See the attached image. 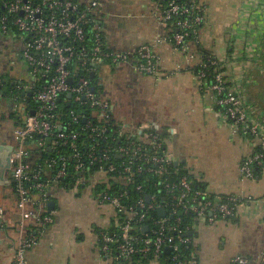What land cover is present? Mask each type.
Here are the masks:
<instances>
[{
	"label": "built area",
	"instance_id": "built-area-1",
	"mask_svg": "<svg viewBox=\"0 0 264 264\" xmlns=\"http://www.w3.org/2000/svg\"><path fill=\"white\" fill-rule=\"evenodd\" d=\"M103 1L83 5L78 0H0V54L9 48V36L22 44L15 56L0 59V101L9 103L14 121L11 163L20 217L11 264H28V250L39 242L42 230L55 223L56 210L49 206L54 200L52 193H75L87 186L95 190L99 205L110 207L116 217V230L107 228L98 233L108 264H131L136 254L150 258L148 264H163L162 253L168 247L172 248V264H200L181 257L182 246L193 244V238L179 224L168 225L166 217L194 214L195 229L200 222L234 215L230 202L258 204L259 200L233 194L228 201H212L208 191L194 187L189 174L175 176L178 171L173 169L176 163L168 140L159 131L144 125L131 132L119 124L113 101L101 89L103 67L131 64L142 74L160 77L164 73L151 43L133 51L108 46L96 16ZM157 1L166 29V35L158 40L170 41L192 57L205 22L202 3ZM250 1L261 9L255 13L264 12V0ZM209 65L217 67L211 82L205 81ZM223 67H227L226 61L212 56L193 70L198 85L207 83L215 104L224 107L219 112L233 133L250 139L253 152L244 158L240 169L244 177L254 179L256 169H264V120L248 107L245 90L231 83ZM9 69L20 76L11 77ZM47 149L53 152L41 154ZM136 175L143 176L144 183H136ZM152 177L161 180L156 186L167 199L164 205L158 203L157 195L145 190L154 187ZM129 189L141 195L133 199ZM146 195H150L149 201ZM160 206L167 211L165 218L154 221L150 232L144 226L147 232L134 236L132 225L144 221ZM3 216L0 206V219ZM250 263V257L240 253L230 261ZM257 264H264V252Z\"/></svg>",
	"mask_w": 264,
	"mask_h": 264
},
{
	"label": "crops",
	"instance_id": "crops-1",
	"mask_svg": "<svg viewBox=\"0 0 264 264\" xmlns=\"http://www.w3.org/2000/svg\"><path fill=\"white\" fill-rule=\"evenodd\" d=\"M78 1L84 5L91 0ZM204 2L208 20L210 3L216 6L217 3L216 0ZM251 3L238 0L233 33L225 42L222 34L205 21L201 28V46L226 61L231 83L245 90L248 107L263 120L264 109L257 110L250 88L244 83L253 66L250 56L257 52L264 36V12L258 14L261 9ZM255 9L258 13L253 15ZM96 16L111 48L133 51L143 43H151L161 59L164 74L160 77L139 73L131 64L112 67L116 79L123 80L129 91L136 87L140 75L145 76L141 80V94L144 100L150 101L146 104L156 119L151 124H140L141 119L137 120L138 125L133 124L119 114L128 104L121 99V104L113 103L116 119L123 129L135 132L139 126L147 125L159 131L167 138L176 165L197 173L210 194L253 196L259 200L258 204L244 201L234 220L219 218L198 224L193 243L200 264H230L231 258L239 253L250 257V264H257L264 252V169H259L254 179L241 173V164L253 152V146L249 138L233 133L216 108L214 93L198 85L193 67L204 60V54L193 46L191 57L170 41L158 40L166 35V29L157 0H104ZM231 46L234 51L230 56ZM0 107L6 110V113L0 110V118H10L14 127L9 103L2 100ZM130 111L129 108V114ZM2 125L0 120V128ZM6 140L0 135V143ZM64 191L53 200L55 223L42 230L39 242L27 252L28 264H108L100 249L98 229L114 227L116 217L112 209L99 205L92 187H82L75 193ZM0 206L4 208V216L0 219V264H11L20 217L17 197L8 176L0 179Z\"/></svg>",
	"mask_w": 264,
	"mask_h": 264
},
{
	"label": "trees",
	"instance_id": "trees-1",
	"mask_svg": "<svg viewBox=\"0 0 264 264\" xmlns=\"http://www.w3.org/2000/svg\"><path fill=\"white\" fill-rule=\"evenodd\" d=\"M178 1H186L188 3H192V1H199L202 3V6H203V13L205 14V21H206V9H205V0H178ZM254 11H253V15H254ZM205 24V22H204ZM203 24V25H204ZM201 35V34H200ZM198 43L195 45L198 47L199 51L202 52L204 54V58H207V57H215L217 55L215 54H212L211 52H209L208 50H206L205 48H202L201 46V36L199 37L198 39ZM233 51H234V48L231 46L229 47L228 49V55H232L233 54ZM252 62H253V66H251V69L248 71V74L246 75V78L244 80V83H246V85L250 88V94L252 96V99L253 101L255 102V106H257V110L259 108H263L264 109V36L262 37L261 39V44H260V47L258 48L257 50V54L252 57L250 59ZM216 68L215 66H212V65H209L206 69V73H207V78L205 79V81L207 80L208 82H211L212 81V78H213V75L216 71ZM224 70H227V67H223ZM207 83L204 84L203 88H207ZM229 84V83H227ZM10 86V85H9ZM261 89V90H259ZM248 102V100H247ZM250 107V106H249ZM216 108L218 111H224V107L223 106H219V105H216ZM260 109V110H261ZM264 120V119H263ZM53 151L51 150H46L44 152H42L41 154L45 153L46 155L47 154H51ZM117 158V156H116ZM119 159V158H117ZM173 169L175 171H178L175 173V176L180 174V175H183V174H189L192 181H193V184H194V187L196 188H199V189H204L206 191L207 188L205 186V184H203L202 182L199 181V179L197 178V176H195L192 171L188 170V169H183L182 167H179L177 166L176 164L173 165ZM259 169H256V175L259 174ZM64 180V179H63ZM62 180V181H63ZM70 183V180L69 179H66L64 180V183ZM135 182H142L144 183L143 181V176L141 175H136L135 177ZM161 180L158 179L157 177H152V181L151 183L154 185V187H145V190L148 192V194H155L157 195L158 197V203L159 204H165L167 202V199L166 197L163 195V192L159 189L160 187H157L159 186L158 183H160ZM63 182H60L59 185H64ZM157 184V186H156ZM12 185H13V188H14V191H15V182L14 180L12 181ZM132 188V187H131ZM209 193V192H208ZM144 194V193H143ZM210 194V193H209ZM141 195V193L139 191H135V190H132V189H129V196L132 197L133 199H136L138 198L139 196ZM147 197V195H146ZM210 199L212 201H217L218 199L219 200H222V201H228L227 198L229 197V195H221V196H216V195H212L210 194L209 195ZM165 198V200H164ZM231 205L234 207V215L230 216V217H226L225 219H236V216L238 214V211H239V206L242 204H238V203H232L230 202ZM208 217L211 215L210 212L207 213ZM195 215L194 214H191V213H184V212H181L180 215H169L167 218V224L168 225H177L179 224L178 226L183 229L187 236H191L192 238H194V229L192 227V225L194 224L195 222ZM221 217V215H219ZM165 217L163 216H160L159 213H158V208L150 211L148 217L140 222V223H134L132 225V229H131V233L134 235V236H142L144 235L147 231L144 229V226H148L149 227V230L148 232H150V228L151 227H155V224H154V221L156 220H160V219H163ZM113 230H116V228H112ZM102 229H98V233L101 231ZM175 233V232H174ZM189 233H192V234H189ZM181 253V257L182 258H186V259H195L197 261L200 262L199 260V256L198 254L196 253V248L194 246V243L189 245L188 247L186 246H182V251L180 252ZM162 260H163V264H172L171 262V253L169 251H167V249H164V252L162 253ZM131 261V264H148V262L150 261V258H146L140 254H136L132 257V259L130 260Z\"/></svg>",
	"mask_w": 264,
	"mask_h": 264
},
{
	"label": "rangeland",
	"instance_id": "rangeland-1",
	"mask_svg": "<svg viewBox=\"0 0 264 264\" xmlns=\"http://www.w3.org/2000/svg\"><path fill=\"white\" fill-rule=\"evenodd\" d=\"M211 3H210L208 20L206 18L207 24L211 25L214 31L220 32L222 34V37L224 38L223 42H225V38L228 39L229 36L233 33V29H232L233 23L232 22L235 21L236 19V13L238 11L237 9L238 0L237 1L236 0H216L217 6L214 5L213 2ZM117 21H119V18H117ZM243 27L241 26V29ZM9 37L10 38L7 42V44L9 45V48L6 47L5 52L4 53L1 52L0 54V59L1 60L3 59V61H7V59L10 56H12L14 53H17L20 50V46L22 45L18 38H12L11 36ZM260 42H258V44H260ZM212 45L213 44L210 45V48H212L211 47ZM11 47H14L15 50L12 51ZM251 55H253V53ZM255 55L256 53L253 56H250V55L249 56L254 57ZM13 56H15V54ZM8 73H10L11 77H17L18 75L20 76V73L18 74V71L16 70L9 69ZM101 73L104 76L102 80L104 86L101 88L104 95L108 99H111L113 102L117 101L120 104H121V99H123L124 101L126 100L128 101L126 109H122V111H120L119 114L126 116L128 120H130V122H132L133 124H137L138 119H141L140 124H146V123L151 124L150 122H153L154 120H156L154 117V112L147 105L149 104L150 101L144 100L141 94V89H142L141 80H142V77H145V76L140 75V77L138 78V81H137L138 83L136 84V87L132 91H129L128 89H125L126 87H124L123 80L116 79L114 72L112 71V67L104 66L103 69L101 70ZM129 108L131 109L130 114H129ZM2 109L4 111H1V113L6 111L4 108L0 107V110ZM0 120L3 124L2 125L3 127L0 128V135L6 139H12L13 138L12 120L8 117H6L5 119L0 118ZM192 173L195 176H197V173H195L194 171H192ZM10 187L11 185L9 186V188ZM62 191L64 193L66 192L64 190H59L58 192L54 191V193H52V197L54 199L59 198Z\"/></svg>",
	"mask_w": 264,
	"mask_h": 264
},
{
	"label": "water",
	"instance_id": "water-1",
	"mask_svg": "<svg viewBox=\"0 0 264 264\" xmlns=\"http://www.w3.org/2000/svg\"><path fill=\"white\" fill-rule=\"evenodd\" d=\"M93 76V74H92ZM95 90V87H94ZM13 152V145L8 144L7 142H1L0 143V179H4L6 176V173L9 171L11 167V156ZM147 200H150V195L147 196ZM165 200V198H164ZM50 208L55 207V201H51ZM158 213L160 216L165 217L167 214V211L164 206L158 207ZM147 228V227H146ZM192 234V233H189ZM172 248L168 247L167 251L170 252Z\"/></svg>",
	"mask_w": 264,
	"mask_h": 264
},
{
	"label": "flooded vegetation",
	"instance_id": "flooded-vegetation-1",
	"mask_svg": "<svg viewBox=\"0 0 264 264\" xmlns=\"http://www.w3.org/2000/svg\"><path fill=\"white\" fill-rule=\"evenodd\" d=\"M13 139L14 138L7 139L6 141H3V142H7L8 144L13 145V147H14ZM6 176H8L9 178L11 177V183H12V181H13V177H12V163H11V167H10L9 171L6 173Z\"/></svg>",
	"mask_w": 264,
	"mask_h": 264
}]
</instances>
